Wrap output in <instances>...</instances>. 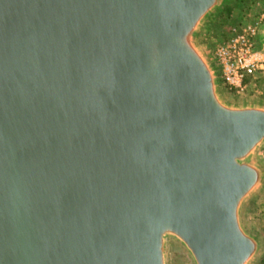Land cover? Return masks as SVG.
I'll return each mask as SVG.
<instances>
[{"label":"water","instance_id":"1","mask_svg":"<svg viewBox=\"0 0 264 264\" xmlns=\"http://www.w3.org/2000/svg\"><path fill=\"white\" fill-rule=\"evenodd\" d=\"M222 1L0 0V264L256 258L264 107L198 43Z\"/></svg>","mask_w":264,"mask_h":264},{"label":"rangeland","instance_id":"2","mask_svg":"<svg viewBox=\"0 0 264 264\" xmlns=\"http://www.w3.org/2000/svg\"><path fill=\"white\" fill-rule=\"evenodd\" d=\"M263 13L264 0H223L204 22L198 35V43L215 67L217 75L220 72L214 56L217 45L226 39L233 25L243 21L256 22ZM219 83L222 97L228 103L255 104L264 107V77L249 80L242 93L227 89L220 78ZM254 160L264 170V143L255 154ZM242 219L246 228L263 241L261 251L250 264H264L261 259L264 253V180L245 202ZM166 254L167 264H195L187 248L180 241L172 238L168 239Z\"/></svg>","mask_w":264,"mask_h":264},{"label":"built area","instance_id":"3","mask_svg":"<svg viewBox=\"0 0 264 264\" xmlns=\"http://www.w3.org/2000/svg\"><path fill=\"white\" fill-rule=\"evenodd\" d=\"M264 28V13L256 22L233 25L214 51L219 78L227 89L242 93L248 81L264 77V47L259 36Z\"/></svg>","mask_w":264,"mask_h":264},{"label":"trees","instance_id":"4","mask_svg":"<svg viewBox=\"0 0 264 264\" xmlns=\"http://www.w3.org/2000/svg\"><path fill=\"white\" fill-rule=\"evenodd\" d=\"M225 87H226V86H225ZM261 259H262V262L264 263V253H263Z\"/></svg>","mask_w":264,"mask_h":264}]
</instances>
